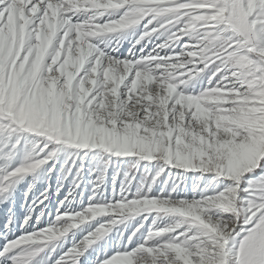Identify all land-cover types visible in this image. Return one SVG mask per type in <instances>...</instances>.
<instances>
[{
  "label": "snow or ice",
  "instance_id": "1",
  "mask_svg": "<svg viewBox=\"0 0 264 264\" xmlns=\"http://www.w3.org/2000/svg\"><path fill=\"white\" fill-rule=\"evenodd\" d=\"M0 264H264V0H0Z\"/></svg>",
  "mask_w": 264,
  "mask_h": 264
}]
</instances>
